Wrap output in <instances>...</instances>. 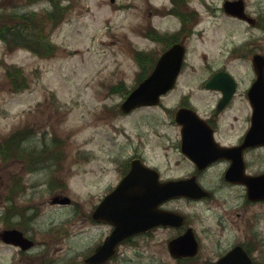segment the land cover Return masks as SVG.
<instances>
[{
    "label": "rangeland",
    "instance_id": "374dc122",
    "mask_svg": "<svg viewBox=\"0 0 264 264\" xmlns=\"http://www.w3.org/2000/svg\"><path fill=\"white\" fill-rule=\"evenodd\" d=\"M133 1L137 10H130L129 0H61L66 10L60 22L39 25L55 46L51 55L18 45L10 50L0 39V140L21 127L34 131L31 145L38 148L45 144L52 146L54 138L60 139L65 157L56 175L68 185L67 189L51 190L47 171L30 173L22 158L4 161L0 157V195L6 193L14 174L24 176L28 186L24 196L39 211L36 225L28 229L38 240L54 239L58 252L51 255H61L60 261L71 259L81 264L77 254L99 239L104 226L82 224L80 212L74 215L73 210L81 208L80 201L85 203V212L93 209V203H98L120 179L119 162L128 160L136 150L154 164L165 158L162 133L168 128L163 125L167 121L162 116L164 106L141 107L130 114H121L118 109L121 96L110 93V87L121 81L129 88L137 83L140 68L132 53L134 47L157 51L162 48L161 44L141 36V31L149 24L150 11L167 0ZM189 1L190 7L199 10L200 18L195 32L185 38L188 58L181 79H206L211 73L209 65L217 68L228 63L233 72L239 71V67L252 70V51L264 53V34L262 46L258 42L247 44V49L234 52L232 48L246 41L248 34L242 28L241 34L224 37V16L217 15L222 19L213 22V15L205 7L208 2L220 5L221 0ZM248 1L252 10L260 4L264 6V0ZM52 7L50 0H0V27L17 21L11 13L35 11L43 18ZM168 19L153 16L151 23L159 28L162 23H177ZM13 68L22 69L14 73L19 76L18 91L10 85L8 77V70ZM168 101L174 105L176 98L170 96ZM51 158L48 156L46 160ZM64 192L75 203L50 202L56 193ZM16 201L22 202L23 196ZM5 226L0 219V230ZM14 255V249L0 241V264L16 263Z\"/></svg>",
    "mask_w": 264,
    "mask_h": 264
},
{
    "label": "flooded vegetation",
    "instance_id": "af4514ba",
    "mask_svg": "<svg viewBox=\"0 0 264 264\" xmlns=\"http://www.w3.org/2000/svg\"><path fill=\"white\" fill-rule=\"evenodd\" d=\"M226 1L221 0L220 5L208 2L205 7L213 15V22L222 19L217 15L224 16V37L241 34L242 28L248 34L246 41L232 50L237 52L247 49V44L256 45L257 42L262 46L263 4L252 10L249 1L244 0L245 11L252 18L248 22L228 12L235 11L237 7L226 9ZM129 8L137 10L133 0H129ZM149 16V24L143 26L141 36L161 44L160 52H164L175 43L186 44L185 38L195 32L194 26L199 21L200 13L197 8L190 7L189 0H167L152 9ZM153 16L169 17V22L175 19L177 23H162L159 28L151 23ZM256 53L260 52L252 51L251 61ZM186 65L187 62L175 87L162 98V116L167 119L163 125L168 128L162 133L165 151L163 162H148L140 151H134L128 160L117 164L120 179L104 194L111 192L131 170L134 159H139L154 171L144 172L142 190L134 191L137 198L135 205L142 207H135L136 214L127 216L125 220L158 223L125 238L113 256L105 260L100 256L89 262L116 225L102 218L95 219L94 209L85 212L82 204H79L81 208L73 211L74 215L80 212L84 219L82 224L104 226L99 239L91 246L86 245L77 254L81 264H264V196L250 194L247 184L241 182L243 178L264 176V144L259 143L263 134L252 131L254 106L249 91L256 80L253 63L252 70L239 67L236 72L229 68L228 63L217 68L209 65L211 73L207 79L191 81L181 79ZM220 71L231 73L234 79L224 75V78L211 82ZM170 96L176 98L174 105L168 101ZM180 108H189L195 113H187L190 116L188 120H179L177 111ZM21 148L25 149L27 145L21 144ZM19 158L23 159L27 168L28 158ZM154 179L181 182L192 194L174 193L153 204L152 199L158 197L156 187L154 190L151 185ZM202 190L206 194L197 196ZM25 194L27 192L16 197L23 196V201L19 203L15 199L14 204L18 207L14 210L12 220H16L14 227L22 230L31 240V247L25 250L15 247L16 263L13 264H75L71 259L60 261L63 260L61 255H51V252H58L54 239L38 240L30 231L36 225L39 211L27 202ZM65 195L56 193L50 202L53 204L55 196ZM70 203L75 201L71 198ZM193 204L205 206L198 209L191 207ZM46 216L50 217L49 214Z\"/></svg>",
    "mask_w": 264,
    "mask_h": 264
},
{
    "label": "water",
    "instance_id": "95a60500",
    "mask_svg": "<svg viewBox=\"0 0 264 264\" xmlns=\"http://www.w3.org/2000/svg\"><path fill=\"white\" fill-rule=\"evenodd\" d=\"M172 50V49H171ZM182 56L183 52L181 49H176L172 53H165L162 55L158 63L151 73L150 76H148L122 103L121 108L124 111H129L132 108H135L139 105H150V104H156L159 102L160 95L164 92H166L169 88H171L174 85V82L176 80V77L178 75V72L181 67L182 63ZM169 61V64L166 65V61ZM255 68L256 72L258 74V78L250 90V97L252 99V102L255 106V115H254V127L253 132H262L264 134V58L260 55L255 56ZM220 74L215 76L211 81L216 80V77H218ZM187 113H194L191 110L183 109L181 113H179L178 119L179 120H188L190 116ZM186 131V130H185ZM264 142L263 140H259ZM186 153L191 154L189 151H186ZM151 169L143 166L139 160H134L132 164V170L130 173L122 180L119 187L109 196L106 197V199L97 207L94 215L98 216L101 213H103V210H106V213L111 216L113 211H111V204L115 203V198H120L122 193H129L133 192L135 189V186L140 181V172L142 171H149ZM136 181V182H135ZM133 184V185H132ZM153 186H157L160 191V196L157 201L161 200V198L164 197V186L170 187V191L165 192L166 196H169L170 194H179V193H188L192 194V191L187 190L183 183L181 182H168V183H160L158 179L154 182H152ZM250 186V194L255 195H261L264 196V178L258 177L255 180H251V183H249ZM195 194V193H193ZM196 196V195H195ZM136 199L131 196V198H123L119 199L118 201V212L119 215L122 216L130 214L131 210L130 208H134V202ZM156 202V201H155ZM132 232V230H128V227L126 228H119L114 231V233L106 240L105 244L101 247L99 250V253L101 251L110 252L111 251V245L114 246L117 244V242L126 234ZM17 232L15 230H8L6 231L3 236L5 239L8 240H14L16 237ZM19 234V233H18ZM20 236V234H19Z\"/></svg>",
    "mask_w": 264,
    "mask_h": 264
},
{
    "label": "trees",
    "instance_id": "16d2710c",
    "mask_svg": "<svg viewBox=\"0 0 264 264\" xmlns=\"http://www.w3.org/2000/svg\"><path fill=\"white\" fill-rule=\"evenodd\" d=\"M27 1L37 2L39 0ZM50 1L52 3L53 10L48 11L47 15H45L43 18L38 16V13H36L35 11L22 15H18V13L11 14L13 18L17 19V21H15V23L11 22V25L5 26L9 38H12L16 41L22 39L23 45L28 46L34 52L44 55H51V53L54 51L55 46L49 42L47 36L43 33L42 28L41 26L39 27V25L41 23H44L46 25L48 21H51L53 25L58 24L62 19V15L64 14V10H66V7L62 5L61 0ZM19 72L20 71L17 70V73ZM9 74L13 77V84L15 86V89H20V85L16 83V79L12 75L11 71L9 72ZM20 139L21 137L20 135L17 136V132L6 139L5 143L7 153L3 155V158L16 156L19 153L16 144L18 140L20 141Z\"/></svg>",
    "mask_w": 264,
    "mask_h": 264
}]
</instances>
